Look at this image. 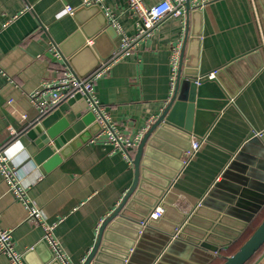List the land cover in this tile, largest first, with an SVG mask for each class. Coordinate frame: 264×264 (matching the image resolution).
Returning <instances> with one entry per match:
<instances>
[{
  "label": "crops",
  "instance_id": "crops-1",
  "mask_svg": "<svg viewBox=\"0 0 264 264\" xmlns=\"http://www.w3.org/2000/svg\"><path fill=\"white\" fill-rule=\"evenodd\" d=\"M159 1L144 3L152 6ZM93 5L100 12L85 6L84 0H0V148L6 158L4 165L16 170L14 181L28 204L39 210L40 223L52 227L51 235L66 264L82 263L99 225L131 186L136 147L172 95L170 57L179 43L178 66L182 62L183 70L196 68L199 77L219 72L233 60H243L239 58L244 55L249 59L230 72L239 88L226 74L236 87L234 96L205 135L192 138L200 146L161 201L184 213L202 202L222 212L231 208L248 211L244 207L250 208L259 201L257 196H264V141L260 138L264 134V0H205L200 9L189 8L188 13L185 9L181 16L165 18L149 37L126 52L119 48L122 36L131 38L139 28L126 0H102ZM67 7L72 14L66 12ZM102 18L105 29H99ZM78 23L91 32L100 30L91 39L96 40V51H85L67 64L58 47L78 29ZM194 30L198 31L195 43ZM92 42L88 44L93 46ZM115 53L120 54L117 59H113ZM99 56L109 58L98 64ZM107 64L108 70L92 83L94 98L117 136L135 142L136 147L128 150L127 157L107 140L102 123L92 112L95 121L83 132L97 122L100 129L95 135L66 157L56 151L34 161L37 148L26 136L30 126L37 122L46 129L62 121L72 124L76 118L67 101L41 116L31 96L43 84L56 82L63 71L87 78L91 68ZM36 99L43 101L46 96ZM219 182H223L221 187L216 186ZM239 200L244 202L242 207L236 206ZM263 218L264 203L241 235L217 250L214 244L208 248L193 244L189 235L174 239L156 229L145 231L144 236L140 234L141 242L140 236L134 245L137 251H131V264H213L230 256ZM0 228L10 232L22 264H65L55 259L42 226L28 220L26 205L14 196L1 172ZM214 252L220 257L214 258ZM256 261L264 264V250ZM0 264H11L10 258L0 254Z\"/></svg>",
  "mask_w": 264,
  "mask_h": 264
},
{
  "label": "water",
  "instance_id": "water-1",
  "mask_svg": "<svg viewBox=\"0 0 264 264\" xmlns=\"http://www.w3.org/2000/svg\"><path fill=\"white\" fill-rule=\"evenodd\" d=\"M91 8L100 12L98 6L92 5ZM185 9L188 13V1L185 3ZM100 16L103 15L100 13ZM105 28L106 20L102 18L99 29ZM99 29L91 32L78 23V29L58 47L63 58L67 59V64L72 63V57L77 58L85 51H96V40L91 39ZM197 36L198 31L194 30V43ZM88 41H93V46H90ZM108 58L109 56H99L98 64ZM239 59L249 58L244 55ZM243 60H233L219 72L216 71L211 78L208 75L199 77L193 67L183 70L180 62L171 97L136 147L132 158L133 182L116 207L99 225L96 240L87 250L81 264H131L137 251V248H134L136 241L145 231L151 229L163 232L167 238L185 239L189 235L193 237L190 240L193 244L205 248L214 244V250L229 245L245 230L264 203V196H257L259 201L253 203L250 208L244 207L248 211L231 208L232 210L222 212L221 209H209L205 202H202L184 213L161 201L167 188L184 167L183 153L189 149L192 138L200 139L205 135L219 111L227 104L228 99L234 96L236 87H240L230 72H233L234 65ZM97 67L91 68L87 75L96 71ZM226 74L232 78L236 87L226 79ZM77 77L85 78L86 75ZM67 103L74 112V123L62 121L45 129L35 122L27 131L26 136L37 148L34 161L39 162L56 151L66 157L99 131L100 126L95 122L83 132L95 121V116L86 110V101L80 94H76ZM260 138L264 141V134H261ZM222 184L223 182H219L216 186L221 187ZM229 201L232 203V200ZM241 201L239 200L236 206L242 207L244 202L242 201V205ZM157 206L163 210L162 216L156 221L149 220L144 223L148 214ZM169 220L172 223L168 224ZM166 225L168 227H165ZM141 239L142 236L138 242H141ZM263 244L264 219L222 264H245ZM132 250L134 253L131 254ZM30 251L32 252V249Z\"/></svg>",
  "mask_w": 264,
  "mask_h": 264
},
{
  "label": "built area",
  "instance_id": "built-area-1",
  "mask_svg": "<svg viewBox=\"0 0 264 264\" xmlns=\"http://www.w3.org/2000/svg\"><path fill=\"white\" fill-rule=\"evenodd\" d=\"M102 0H84L85 6H90L97 4ZM188 1L189 8L197 10L200 9L205 0H160L152 6H146L144 0H126L130 10L139 20V28L137 33L128 38L122 36L120 42V51L126 52L130 49L137 41L149 37L153 31L157 28L162 20L168 17H178L183 15L185 10V3ZM66 12L72 14L73 10L70 7L66 8ZM180 43L177 47L172 49V54L170 57L171 65V88H173L174 81L176 79V74L179 68V55H180ZM123 54V53H121ZM120 54H114L113 59H117ZM110 64V63H109ZM109 64L101 66L99 69L94 71L87 78H78L73 73L69 71H63L59 79L52 83H45L39 91L31 96L35 106L37 107L39 114L42 116L46 114L50 109L56 107L60 102L68 101L73 98L76 94H80L86 101V109L97 114V119L102 123V128L105 134H107V140L112 142L115 147L124 151L125 155L128 157V150L134 149L136 143L129 141L128 139H122L117 136L113 131L112 127L106 121L105 116L102 114L100 107L98 106L93 92H92V83L93 81L104 74L108 68ZM216 71L208 75L211 78ZM46 96V100L36 101L37 97ZM22 119H25V116H22ZM11 133L14 132L11 130ZM103 133V132H102ZM200 146V142L194 141L191 142L190 147L183 153L182 162L185 166L188 161L195 155L196 151ZM4 152L0 148V172L4 178L9 183L10 190L13 192L14 196L22 201L26 208L28 209V220L30 222H35L42 226L44 230V240H46L51 249L53 250L54 257L56 260L63 261L65 264L64 256L57 244L51 235L52 227H45L40 223V212L35 207L28 204L27 200L24 197V192L19 189L15 183V177L17 176L16 170L8 169L4 165L5 161ZM199 205V204H198ZM163 210L160 207H155L147 216L144 223H147L149 220L156 221L162 216ZM0 254H6L11 261V264H22L21 255L17 254L13 250L11 242V234L8 230L0 228ZM214 258H219L220 254L218 252L213 253ZM252 264H262L260 261L253 262Z\"/></svg>",
  "mask_w": 264,
  "mask_h": 264
},
{
  "label": "trees",
  "instance_id": "trees-1",
  "mask_svg": "<svg viewBox=\"0 0 264 264\" xmlns=\"http://www.w3.org/2000/svg\"><path fill=\"white\" fill-rule=\"evenodd\" d=\"M257 226H255L250 232L247 233V235L240 241L237 248L234 251H232L231 255L238 249L239 246H241L246 241V239L251 235V233L255 230ZM263 250H264V244L258 249V251H256V253L245 264H252L253 262H255V260L259 257V255L262 253ZM226 257L227 255L223 256V259L221 260L220 264H222V262ZM213 264H215V262Z\"/></svg>",
  "mask_w": 264,
  "mask_h": 264
},
{
  "label": "rangeland",
  "instance_id": "rangeland-1",
  "mask_svg": "<svg viewBox=\"0 0 264 264\" xmlns=\"http://www.w3.org/2000/svg\"><path fill=\"white\" fill-rule=\"evenodd\" d=\"M263 219H264V218H263ZM260 223H261V222H260ZM260 223H259V224H260ZM259 224H258V225H259ZM251 234H252V233H251ZM239 247H240V246H239ZM239 247H238V248H239ZM232 251H234V250L232 249L230 253H232ZM222 259H223V257L219 259L220 261L215 262V264H220V262H221Z\"/></svg>",
  "mask_w": 264,
  "mask_h": 264
}]
</instances>
